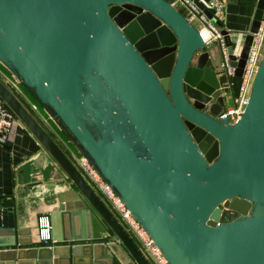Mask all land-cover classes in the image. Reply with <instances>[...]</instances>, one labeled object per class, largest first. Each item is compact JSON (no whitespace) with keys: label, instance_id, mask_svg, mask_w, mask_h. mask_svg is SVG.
I'll return each instance as SVG.
<instances>
[{"label":"water","instance_id":"water-1","mask_svg":"<svg viewBox=\"0 0 264 264\" xmlns=\"http://www.w3.org/2000/svg\"><path fill=\"white\" fill-rule=\"evenodd\" d=\"M191 1L219 24L212 7ZM263 17L264 0H255L243 37L221 29L235 96ZM208 47L171 0H0V62L96 169L168 263L264 264V49L244 110L230 123L217 118L226 94ZM0 104L71 181L55 212L61 226L74 212H84L92 226L83 236L52 232L54 242L69 243L61 250L0 249V264H152L1 80Z\"/></svg>","mask_w":264,"mask_h":264},{"label":"crops","instance_id":"crops-1","mask_svg":"<svg viewBox=\"0 0 264 264\" xmlns=\"http://www.w3.org/2000/svg\"><path fill=\"white\" fill-rule=\"evenodd\" d=\"M199 1L207 5L211 0ZM254 9L255 0L238 2L224 0L223 10L217 16L218 25L221 29L227 30L232 38L243 37L250 28ZM2 73L11 75L0 65L1 81ZM18 86L19 91L7 87L43 126L39 118L40 110L35 106L36 102L19 84ZM71 186V181L52 156L16 118L9 140L7 143H0V249H28L27 247L38 246L61 250L69 243L54 242L52 232L55 236L66 237H69L71 232L76 236L91 233V218L89 219L84 212L83 214L74 212L71 216L65 214L67 216L64 228L60 224L59 214L55 213L60 205V195ZM94 214L98 217L95 212ZM45 217L49 223L53 221V225L50 224V239L47 241L42 240L43 235L40 231ZM28 241H31V245H19ZM59 252L57 251V254ZM47 254L46 252L45 256Z\"/></svg>","mask_w":264,"mask_h":264},{"label":"built area","instance_id":"built-area-1","mask_svg":"<svg viewBox=\"0 0 264 264\" xmlns=\"http://www.w3.org/2000/svg\"><path fill=\"white\" fill-rule=\"evenodd\" d=\"M171 3L201 32V36L207 46H210L212 43L218 44L222 57L220 67L222 68V75L225 77L226 84L228 85L227 87L230 89L231 104H226L225 109L219 112L217 118L228 117L230 123L237 121V119L240 118L248 101L250 84L263 55L264 17L259 24L257 32L253 33V40L249 47L242 72L239 93L237 96H235L232 92L231 83L233 68L228 64L226 45L219 25L215 21L207 18L197 8V6L192 3L191 0H171ZM207 5L213 8V17H215L219 22L217 16L223 10L224 0H211ZM204 32L206 33L205 36ZM236 50L238 51L239 48ZM2 78V82L4 84L19 91V83L12 75L9 76L2 73ZM224 84L225 83L221 82V89L225 93L226 86ZM16 118L17 117L14 115V113L7 106L0 104V143L4 144L9 140L10 131ZM71 160L86 179V181L100 195L105 204L136 241L150 262L152 264H169L149 234L133 217L129 209L109 187V185L102 179L100 174L89 163V161L79 152L74 154L73 159ZM40 231L43 235V241L50 239V223L47 217H45L44 222L41 224Z\"/></svg>","mask_w":264,"mask_h":264},{"label":"rangeland","instance_id":"rangeland-1","mask_svg":"<svg viewBox=\"0 0 264 264\" xmlns=\"http://www.w3.org/2000/svg\"><path fill=\"white\" fill-rule=\"evenodd\" d=\"M211 54L213 55V59L215 63L218 65V69L222 70L220 67L221 62V53L219 50V46L217 43H212L208 47ZM0 65L5 67L1 62ZM6 69V68H5ZM9 73L10 71L6 69ZM221 82L225 83V94H226V104H231V93L230 89L227 87L225 77L221 75ZM19 83V81H18ZM19 85L24 89V91L36 102L37 105L36 108L40 110V120L43 124V128L47 130V132L51 135V137L57 142V144L64 150V152L67 154V156H70L73 159V155L78 153V149L75 147V145L66 137V135L62 132L60 127L57 125V123L50 117V115L46 112V110L35 100L31 92L21 83ZM228 97V98H227ZM38 106V107H37Z\"/></svg>","mask_w":264,"mask_h":264},{"label":"trees","instance_id":"trees-1","mask_svg":"<svg viewBox=\"0 0 264 264\" xmlns=\"http://www.w3.org/2000/svg\"><path fill=\"white\" fill-rule=\"evenodd\" d=\"M47 131V130H46ZM63 150V149H62ZM64 151V150H63ZM70 159H72L70 156H68Z\"/></svg>","mask_w":264,"mask_h":264},{"label":"bare ground","instance_id":"bare-ground-1","mask_svg":"<svg viewBox=\"0 0 264 264\" xmlns=\"http://www.w3.org/2000/svg\"><path fill=\"white\" fill-rule=\"evenodd\" d=\"M206 35V33L204 32V36Z\"/></svg>","mask_w":264,"mask_h":264}]
</instances>
